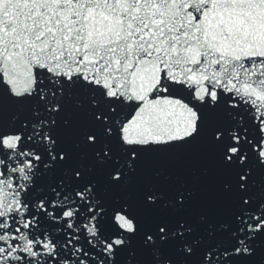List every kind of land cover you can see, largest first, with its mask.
<instances>
[{"label": "snow or ice", "instance_id": "obj_1", "mask_svg": "<svg viewBox=\"0 0 264 264\" xmlns=\"http://www.w3.org/2000/svg\"><path fill=\"white\" fill-rule=\"evenodd\" d=\"M0 264H264V0H0Z\"/></svg>", "mask_w": 264, "mask_h": 264}]
</instances>
